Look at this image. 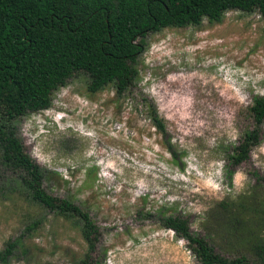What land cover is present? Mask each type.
<instances>
[{
    "label": "rangeland",
    "instance_id": "rangeland-1",
    "mask_svg": "<svg viewBox=\"0 0 264 264\" xmlns=\"http://www.w3.org/2000/svg\"><path fill=\"white\" fill-rule=\"evenodd\" d=\"M136 67V83L120 95L111 84L88 92L77 73L46 109L17 120L25 153L49 172L44 190L89 214L103 264H199L184 240L159 227L162 214L185 217L216 252L238 256L264 226L242 211L238 230L253 232L238 240L217 203L251 210L246 197L264 194V121L247 159L226 175L230 147L251 127L242 110L264 95V19L227 10L218 23L148 33ZM142 97L155 104L180 167L160 144ZM14 180L0 165V250L7 240L22 242L6 264H79L78 221L20 196Z\"/></svg>",
    "mask_w": 264,
    "mask_h": 264
},
{
    "label": "trees",
    "instance_id": "trees-1",
    "mask_svg": "<svg viewBox=\"0 0 264 264\" xmlns=\"http://www.w3.org/2000/svg\"><path fill=\"white\" fill-rule=\"evenodd\" d=\"M227 10L256 11L264 19V0H0V165L15 177L17 194L65 219L78 221L85 243L79 264H103V258L96 254L98 226L72 200L44 190L42 183L49 172L25 153L16 132L17 120L46 109L51 94L77 73L86 76L90 93L111 84L116 95L122 94L136 83V61L145 48L148 33L165 27L195 26L202 19L218 23ZM142 103L151 126L160 136V144L180 167V157L155 104L145 97ZM242 115L249 119L251 127L228 151L229 179L233 167L246 160L251 147L259 141L264 95H254ZM246 199L251 210L242 202L217 203L221 215L228 217L230 233L238 240L253 232L242 227L238 230L242 211L248 212L250 219L254 217L255 227L264 226V194H252ZM153 216L143 213L144 218ZM156 220L159 227L186 242L199 264H264V234L253 240L247 238L249 245L238 256L228 258L192 232L185 217L162 214ZM18 247L22 248L19 237L7 240L0 250V264H6Z\"/></svg>",
    "mask_w": 264,
    "mask_h": 264
}]
</instances>
